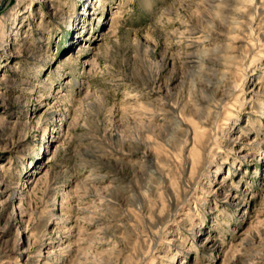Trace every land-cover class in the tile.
Segmentation results:
<instances>
[{
    "label": "rangeland",
    "instance_id": "rangeland-1",
    "mask_svg": "<svg viewBox=\"0 0 264 264\" xmlns=\"http://www.w3.org/2000/svg\"><path fill=\"white\" fill-rule=\"evenodd\" d=\"M219 5L0 0L11 43V49L0 46V264L13 263L24 236L35 251L44 230L63 241L70 237L72 248L61 255L65 264H126L137 234L153 239L151 250L137 245L139 264L152 258L154 264H264V19L257 23L260 33L251 29L244 37L253 46L247 53L239 49L243 32L214 18ZM240 5L227 9L249 16V9H264V0ZM230 55L243 58L237 63ZM229 63L242 81L232 76L213 124L222 167L207 168L186 188L153 235L137 223L136 205L120 200L154 198L145 189L156 167L148 154L159 149L143 141L156 136V145L165 147L164 126L174 129L178 120L161 109L176 103L177 110L194 111L205 84L200 69L219 78ZM235 137L236 148L227 147ZM79 229L90 238L77 250ZM175 252L174 260L166 257Z\"/></svg>",
    "mask_w": 264,
    "mask_h": 264
},
{
    "label": "bare ground",
    "instance_id": "bare-ground-1",
    "mask_svg": "<svg viewBox=\"0 0 264 264\" xmlns=\"http://www.w3.org/2000/svg\"><path fill=\"white\" fill-rule=\"evenodd\" d=\"M96 1L100 2V0H96ZM216 1H219L222 3V5L218 6V7H221L222 10H221V13L216 14V17L214 16V18L219 19V24L229 23L230 25H232L231 26L232 31H236L240 29V31L243 32V37L241 38V42L243 43V45H241V48L239 49L242 50L244 48V50L247 51V53H249L250 49L253 46L250 47L249 43L246 41L244 37L248 34L247 32L251 29H256V30L258 29L259 30L258 33L261 32L260 30L264 26L261 27L257 23H260L262 19H264V9H262V6H256L252 10L249 9L248 13H250L249 14L250 18L251 16H255V20L254 19L252 20L249 18L247 14L241 11L233 12V11H230V9H227V6L228 7L233 6L234 4L235 5L238 4L239 6H241L240 4L244 3V0H216ZM238 1H241V2H238ZM231 15H233L234 17ZM3 24L4 23L2 22V20H0V46H2L4 49H7V48L11 49V47H9L11 43L8 42L9 39L6 38L7 35L4 34L3 32V29L5 28V25ZM239 26H243V28H238ZM215 53L216 51L213 49L208 52L210 56ZM241 57L242 55H230L228 58L231 59L233 62H237L238 59H241ZM230 64L231 63L227 64L228 65L227 67L225 66V68H227L225 69L226 73L224 74L221 73L222 77H219V78L217 77L219 74H213L214 77L213 76L211 77V75L209 76V74H206L203 70L200 69V72L203 73L202 75L205 79L204 80L205 84H202L203 86L201 87V90H200V87L198 86L199 90L201 91L200 93L201 97L200 99L196 101L197 106L195 107L194 111L191 110L186 113L184 111L185 110L184 107L182 108L183 110L182 109L177 110L178 106L177 107L175 106L176 103L168 104L171 107L169 109H165L166 108L165 106L161 109L162 111L167 113V114L165 113L167 117H168V114L170 113L174 117H176L178 120L177 126H175L174 129H170L167 126H164L165 130L169 132L168 134L169 137L166 139L167 142L165 141L166 142L165 147L162 145H156V144H160L156 141L155 139L156 136H153L154 140H152V143L150 139H147L148 137H146L143 141L144 142L143 144L145 146H149V144H153L156 146V148L159 149V150L154 151V153L148 154L149 157H154L156 159L155 161L156 167L154 166L155 168L154 169L152 168L153 170L150 175H146L148 178V182L146 184L145 189H146V193H149L150 196L154 197L153 198L154 200L151 197L148 199V196L147 198L140 199L138 204H135L133 199L129 197L125 198V196H122V199L120 200L126 203H131V205H136V207L139 210V217L137 219V223L143 226L144 228H146L147 230H150L151 232H153V235H155V232H156L155 230L160 231V228H161L160 226H163L168 221L170 210L172 209L174 210V208H177L181 204V202L183 201V195H184L183 192L186 190V188H188L191 184H194L195 181L203 175L204 171L207 168H209V171L212 170V168H215L214 171L216 172V171H219L222 167V163H218L216 159L217 156L222 153L221 152L222 150H221V147L219 148L220 151L217 150L218 147H216L215 144H218L219 140H218V137L214 139L212 132H213V124L215 123V121H217L216 118L219 113L218 108L220 107L226 92L232 90V87H233L232 81H231L232 76H234V81L236 82L240 81V78H238L237 76L238 69L231 67L232 65L230 66ZM231 68L234 70L233 74H230V72H228V70ZM214 69L216 70L217 68L215 67ZM200 124H203L204 126L203 129L201 130L200 128L202 127L200 126ZM221 129L220 130L223 133L225 129L224 130L223 128ZM153 132L154 130L152 129L151 133L153 134ZM237 139L238 137L233 138L229 142V144L227 143V147L235 149ZM168 145L169 146L171 145L172 149L166 147ZM176 155L181 156V162L175 163V161L172 160V158H175ZM225 160L227 159L225 158ZM215 162L217 163L215 164ZM213 164H215V166ZM133 169L134 168H132V170ZM106 190H111L110 191L111 194L115 193V191L117 192L116 188H113V187H108ZM12 191L13 189L11 188V192ZM219 191L221 190H218V192ZM137 194H139V196L142 195L141 189L140 190L137 189ZM10 195L12 196L13 194L10 193ZM109 204H112V203L110 202ZM167 204L168 206H166ZM128 214H131V213L128 212ZM124 216L126 217V215H123L122 217ZM51 225H52V221H49V222L47 221L44 224V227H46L47 229ZM132 226H133L132 224L129 225V227H132ZM101 229H102V232L104 233V236H107L109 232L107 225H102ZM45 232L46 230H44L39 236L38 246L37 248L35 247V251L32 249L33 247H31L30 238L24 236V241H25L23 243L24 246L21 248V250L17 251V258L13 260V263L12 262L10 263L11 260H9L6 262H2L1 264H20L18 262L19 259L24 260L26 264H53L54 263L53 259L54 260L62 259L59 262V264H65L66 261L64 260L63 257H61V255L63 256V253H65L64 252L65 249L72 248V245L70 244V241H71L70 237H69V240L67 239L63 241L61 240L62 238L57 239L53 237V231L47 232V233ZM68 233L73 236L72 230H71V233L70 232ZM19 234H17L15 241L12 245V249L14 251L20 248L19 241L21 238L19 239ZM88 234L89 233H84L83 230L82 232L80 230L75 235L77 236V238L75 239L74 243L77 245V250L82 248V244H84L90 238L87 236ZM140 238L141 237L137 234L136 240H133L135 242V245L133 244L134 246L132 247V251L130 255L127 257L126 264H139L138 260L142 258V252H141V249L137 245L140 242L142 243L143 247L146 250H151L153 239L151 238L150 240L149 239L147 240V239H140ZM110 242H111V239L109 238L106 241V245H108ZM55 243H57V245L53 246ZM121 252H124V251H121ZM166 252H169V251L167 250ZM166 255H167L166 257L169 256L170 260H174L177 256V253L175 252V253L166 254ZM152 259L153 261L151 260L152 262L151 261L150 262L151 264H154L155 260L154 258Z\"/></svg>",
    "mask_w": 264,
    "mask_h": 264
}]
</instances>
